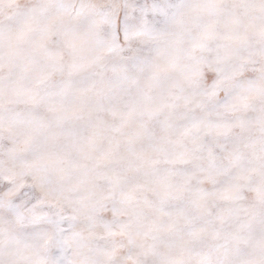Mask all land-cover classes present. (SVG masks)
<instances>
[{
	"label": "snow or ice",
	"instance_id": "snow-or-ice-1",
	"mask_svg": "<svg viewBox=\"0 0 264 264\" xmlns=\"http://www.w3.org/2000/svg\"><path fill=\"white\" fill-rule=\"evenodd\" d=\"M0 264H264V0H0Z\"/></svg>",
	"mask_w": 264,
	"mask_h": 264
}]
</instances>
